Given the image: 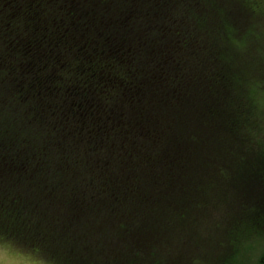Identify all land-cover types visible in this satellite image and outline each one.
<instances>
[{
    "label": "trees",
    "instance_id": "obj_1",
    "mask_svg": "<svg viewBox=\"0 0 264 264\" xmlns=\"http://www.w3.org/2000/svg\"><path fill=\"white\" fill-rule=\"evenodd\" d=\"M260 19L264 0H0V243L188 264L264 222Z\"/></svg>",
    "mask_w": 264,
    "mask_h": 264
},
{
    "label": "rangeland",
    "instance_id": "obj_2",
    "mask_svg": "<svg viewBox=\"0 0 264 264\" xmlns=\"http://www.w3.org/2000/svg\"><path fill=\"white\" fill-rule=\"evenodd\" d=\"M264 30V20H259V27ZM264 33V32H262ZM254 54V52H251ZM252 56L248 54V59ZM259 74L263 75L261 79L257 81L263 86V90L256 95V103L259 109L262 111L261 116L264 120V70L259 71ZM263 128L264 123L262 122ZM236 211L233 212V215ZM260 225L246 224V229L243 230L242 237L235 242V246L231 249L219 248L218 251H214L211 247L212 243L205 242L203 248L199 249V255L195 257L193 262L188 264H259V260L264 253V222ZM210 235V234H207ZM203 235V236H207ZM212 236V235H211ZM217 237L216 235H214ZM213 237V236H212ZM211 250V251H210ZM210 251V252H209ZM214 254H217L214 255ZM0 264H50L39 256H34L29 253H25L18 248L0 243Z\"/></svg>",
    "mask_w": 264,
    "mask_h": 264
}]
</instances>
